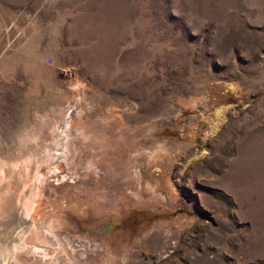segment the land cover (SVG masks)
Listing matches in <instances>:
<instances>
[{
    "label": "rangeland",
    "instance_id": "1",
    "mask_svg": "<svg viewBox=\"0 0 264 264\" xmlns=\"http://www.w3.org/2000/svg\"><path fill=\"white\" fill-rule=\"evenodd\" d=\"M2 186L78 264H264V0H0Z\"/></svg>",
    "mask_w": 264,
    "mask_h": 264
},
{
    "label": "bare ground",
    "instance_id": "2",
    "mask_svg": "<svg viewBox=\"0 0 264 264\" xmlns=\"http://www.w3.org/2000/svg\"><path fill=\"white\" fill-rule=\"evenodd\" d=\"M70 115L71 114H69L67 118L66 113L62 114L59 124L60 126H58L59 129L57 128V134L53 137V139L47 141L45 145L42 146L43 148H39L40 150L38 153L33 152L34 154L36 153L39 155L37 157H39L40 160H47V158H49V155H51L52 153L54 156H59V158H65L66 156L70 157V154L72 153V151H74V147L70 146V143L74 141L73 137L76 136L74 135L75 133H71L72 128H69V123H71ZM50 148L52 150L49 151ZM33 161L34 160H32V162ZM34 164L35 163H33V165ZM21 173L23 172L21 171ZM4 189L5 187H0L1 262H5V264H13L16 260V256L21 252L28 253V255L36 257L38 255V252H40L39 246H41L39 243H37V241L40 242L41 239L49 241L54 246V248L57 249V253L56 255H54L55 260H58L57 258L60 257L63 259V261H71L76 264H78V261H87L89 257L93 256V254L100 249V244L96 239H90L87 241L83 239H76L71 235V233H68L66 231H59L58 228H55L53 224H41V226L32 225L31 221L27 220L28 217L26 216L28 214H23L26 213L24 207L28 208V200L32 195V190L30 189L28 193L25 191L23 193L21 191V193L19 194L20 201L18 207L17 204L12 203L18 195L17 192H14L13 195V192H11L10 189L12 197L8 199L9 196L7 197L5 195V191H7L8 189ZM10 199H12V201L9 208L6 207V204L5 206L1 205L3 202H7ZM35 253H37V255ZM44 254V256H48L46 253ZM49 259H53V257L50 256ZM45 262L47 264H51V262L53 261L46 260Z\"/></svg>",
    "mask_w": 264,
    "mask_h": 264
},
{
    "label": "water",
    "instance_id": "3",
    "mask_svg": "<svg viewBox=\"0 0 264 264\" xmlns=\"http://www.w3.org/2000/svg\"><path fill=\"white\" fill-rule=\"evenodd\" d=\"M0 264H5V262H1V261H0Z\"/></svg>",
    "mask_w": 264,
    "mask_h": 264
}]
</instances>
